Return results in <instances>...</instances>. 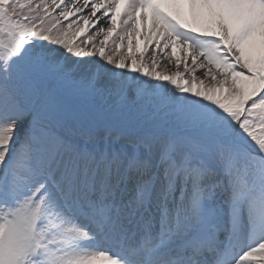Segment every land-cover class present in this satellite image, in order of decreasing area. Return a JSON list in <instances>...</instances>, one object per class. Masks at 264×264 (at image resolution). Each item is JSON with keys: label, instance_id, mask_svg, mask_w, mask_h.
<instances>
[{"label": "snow or ice", "instance_id": "snow-or-ice-1", "mask_svg": "<svg viewBox=\"0 0 264 264\" xmlns=\"http://www.w3.org/2000/svg\"><path fill=\"white\" fill-rule=\"evenodd\" d=\"M0 264H264V0H0Z\"/></svg>", "mask_w": 264, "mask_h": 264}, {"label": "bare ground", "instance_id": "bare-ground-1", "mask_svg": "<svg viewBox=\"0 0 264 264\" xmlns=\"http://www.w3.org/2000/svg\"><path fill=\"white\" fill-rule=\"evenodd\" d=\"M136 39H137V41L140 42L141 46H143V40H142V37H137Z\"/></svg>", "mask_w": 264, "mask_h": 264}, {"label": "rangeland", "instance_id": "rangeland-1", "mask_svg": "<svg viewBox=\"0 0 264 264\" xmlns=\"http://www.w3.org/2000/svg\"><path fill=\"white\" fill-rule=\"evenodd\" d=\"M142 47V46H141Z\"/></svg>", "mask_w": 264, "mask_h": 264}]
</instances>
